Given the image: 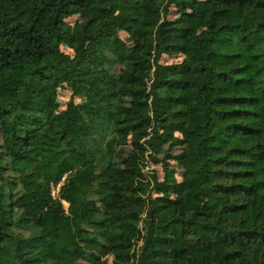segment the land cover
<instances>
[{
    "label": "trees",
    "instance_id": "trees-1",
    "mask_svg": "<svg viewBox=\"0 0 264 264\" xmlns=\"http://www.w3.org/2000/svg\"><path fill=\"white\" fill-rule=\"evenodd\" d=\"M113 2L0 0V264H264V0Z\"/></svg>",
    "mask_w": 264,
    "mask_h": 264
},
{
    "label": "rangeland",
    "instance_id": "rangeland-1",
    "mask_svg": "<svg viewBox=\"0 0 264 264\" xmlns=\"http://www.w3.org/2000/svg\"><path fill=\"white\" fill-rule=\"evenodd\" d=\"M195 3H199L201 0H193ZM101 2L106 6V12L108 13H113L116 11V8L114 6L113 0H101ZM190 14V19H191V25H192V30L195 32L200 31L203 28V22L200 18L196 17L192 12L193 10H188ZM181 12V8H172L171 12L168 15L169 19H172L176 16H178ZM67 23L70 25L72 29L73 34H79L80 33V23L82 22V18L78 15H72L68 18H66ZM119 37L122 39H127V33L125 31H119ZM61 50L64 51L67 54L72 53V46L69 41H65L61 44L60 46ZM184 58L182 55H161L160 57V62L162 63H174V62H179ZM73 101L74 103H89L90 99L88 97H83V96H72L70 88H68L65 84H58L56 85V109H64L69 101ZM175 134L181 135L180 132H175ZM151 139L152 144H154L153 137H149ZM151 147V146H150ZM158 157H161L159 155ZM132 159L136 163H140L142 160L139 155H133ZM170 166L175 168L176 170V176L178 179V182L182 184L183 180V172L181 168L175 164L174 162H169ZM146 171H149L150 175H153L156 178H160L162 176V166L160 163L156 164L152 161L148 162L146 167ZM62 183V180L59 181V185L56 187L52 186V193H55L59 190L60 185ZM67 204H65L66 206ZM48 255H52V253L48 252ZM199 258L200 255L198 256ZM110 258L107 260V264H110ZM78 264H86L85 261L79 260Z\"/></svg>",
    "mask_w": 264,
    "mask_h": 264
},
{
    "label": "built area",
    "instance_id": "built-area-1",
    "mask_svg": "<svg viewBox=\"0 0 264 264\" xmlns=\"http://www.w3.org/2000/svg\"><path fill=\"white\" fill-rule=\"evenodd\" d=\"M59 185V184H58ZM58 185H56V187L58 186ZM55 193H52V195H54Z\"/></svg>",
    "mask_w": 264,
    "mask_h": 264
}]
</instances>
